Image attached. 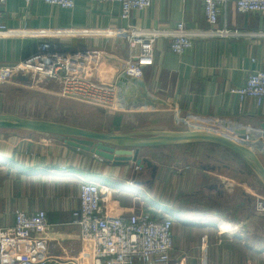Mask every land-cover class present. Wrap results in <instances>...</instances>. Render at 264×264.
Segmentation results:
<instances>
[{"label": "crops", "instance_id": "0c3cea01", "mask_svg": "<svg viewBox=\"0 0 264 264\" xmlns=\"http://www.w3.org/2000/svg\"><path fill=\"white\" fill-rule=\"evenodd\" d=\"M0 10L8 27L0 35V66L36 54L48 39L65 49L92 51L82 70L84 78L120 90L121 109L106 106L119 112L110 124L70 125L140 138L155 133L218 134L250 148L264 166L260 127L264 103L258 105L252 98L241 101L230 93L250 74L264 70V35L257 34L264 31L263 13L239 12L232 1L222 9L217 24L210 25L203 0H155L150 8L133 10L128 18L117 2L90 0H77L72 9L42 0H6ZM179 21L191 29L226 26L252 35L196 37L183 55L172 51L168 39H161L154 65L142 77H126L130 47L121 37L122 30L170 28ZM129 89L132 94H127ZM1 95L0 88V102ZM194 119L218 122L226 132L197 126L191 122ZM8 131L0 129V225L12 227L18 209L27 214L46 211L48 226L35 235L61 244L48 264H66V258L79 253L73 211L79 207L84 179L98 182L109 203L123 211L171 217L173 263L264 264V213L255 209L256 200L264 196V181L230 149L207 142L142 147L134 150L133 159L118 165L47 134L19 136L18 131ZM236 131H244L246 137ZM206 145L229 155L225 159L208 153L200 156L197 151L195 157L190 155ZM188 148L197 149L188 152ZM138 158L150 159L156 171L137 168Z\"/></svg>", "mask_w": 264, "mask_h": 264}, {"label": "built area", "instance_id": "2783aa9c", "mask_svg": "<svg viewBox=\"0 0 264 264\" xmlns=\"http://www.w3.org/2000/svg\"><path fill=\"white\" fill-rule=\"evenodd\" d=\"M32 2L34 0H25ZM45 3L72 9L77 0H42ZM91 2H117L122 16L128 18L135 9L150 8L155 0H90ZM234 1L242 13L264 14V0H203L206 18L216 25L222 9ZM6 0H0V7ZM0 10V35L8 31ZM209 34L220 36H247L252 33L230 29H191L184 21L170 28L127 27L121 37L129 44L130 57L124 75L130 79L142 77L155 63L156 43L170 41L174 53L183 55L194 46L196 37ZM264 35V31L257 33ZM93 52L65 49L52 41L43 40L36 54L10 66H0V86L12 81L27 84L33 89H43L49 83L60 86L65 98L121 109L120 90L117 87L96 85L84 78L82 70L92 59ZM230 93L241 101L252 98L258 105L264 103V70L249 75L242 86L231 87ZM234 130L230 129L233 134ZM138 168V167H137ZM107 190V189H106ZM105 191L96 181L82 180L80 204L73 211L74 222L79 226L80 250L77 255L65 259L66 264H179L173 263V220L161 217L153 211L135 213L110 204ZM257 212L264 213V197L255 203ZM12 227L0 225V264H48L54 258V250L61 248L58 241H50L35 234L48 226L44 210L27 214L23 210L14 213Z\"/></svg>", "mask_w": 264, "mask_h": 264}, {"label": "water", "instance_id": "95a60500", "mask_svg": "<svg viewBox=\"0 0 264 264\" xmlns=\"http://www.w3.org/2000/svg\"><path fill=\"white\" fill-rule=\"evenodd\" d=\"M132 89H129L127 94H132ZM137 99L142 100L141 97H137ZM191 122L200 127L212 128L221 133L226 132V128L215 121L194 119ZM260 127L264 139V119L260 122ZM0 129L47 134L53 139L90 151L106 159L107 162H113L118 165H123L133 159L135 154L134 150L142 147H158L184 143H213L226 147L236 153L244 159L264 181V166L255 152L246 146L235 143L231 139L218 134L185 132L155 133L149 137L140 138L133 135L98 132L64 122L27 118L7 113H0ZM235 134L242 138L246 137L244 131H236ZM136 165L138 168L147 167L156 171V166L148 158H138L136 160Z\"/></svg>", "mask_w": 264, "mask_h": 264}, {"label": "rangeland", "instance_id": "374dc122", "mask_svg": "<svg viewBox=\"0 0 264 264\" xmlns=\"http://www.w3.org/2000/svg\"><path fill=\"white\" fill-rule=\"evenodd\" d=\"M0 88L2 92L0 113L53 120L68 124H80L93 128H104L107 124L111 123L114 115L119 113L107 108L104 104L101 105L95 102L87 104L84 101L65 98L60 93L59 84L56 83H49L43 89H33L27 84L12 81L1 85ZM8 132L14 133L16 131L11 132L9 130ZM28 133L16 132L19 136H28ZM193 149L188 148L187 151L190 152ZM194 151L199 152L200 156L208 153L221 159H225L226 155H229L226 150L216 146L211 147L206 145L205 147L198 148V150H193L190 152L192 157H195ZM187 160H191V158Z\"/></svg>", "mask_w": 264, "mask_h": 264}, {"label": "bare ground", "instance_id": "6f19581e", "mask_svg": "<svg viewBox=\"0 0 264 264\" xmlns=\"http://www.w3.org/2000/svg\"><path fill=\"white\" fill-rule=\"evenodd\" d=\"M100 185V184H99Z\"/></svg>", "mask_w": 264, "mask_h": 264}]
</instances>
